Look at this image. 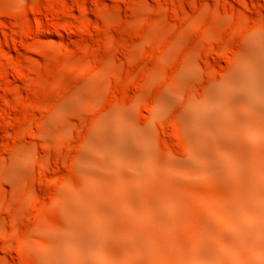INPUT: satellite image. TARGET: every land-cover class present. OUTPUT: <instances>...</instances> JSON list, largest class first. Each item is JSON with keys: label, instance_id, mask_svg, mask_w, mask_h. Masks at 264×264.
I'll return each mask as SVG.
<instances>
[{"label": "rangeland", "instance_id": "374dc122", "mask_svg": "<svg viewBox=\"0 0 264 264\" xmlns=\"http://www.w3.org/2000/svg\"><path fill=\"white\" fill-rule=\"evenodd\" d=\"M0 264H264V0H0Z\"/></svg>", "mask_w": 264, "mask_h": 264}]
</instances>
